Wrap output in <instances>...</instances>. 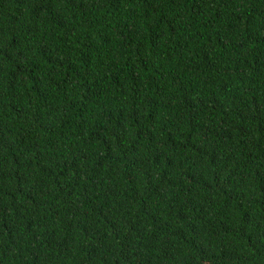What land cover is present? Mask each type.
<instances>
[{
    "label": "trees",
    "instance_id": "16d2710c",
    "mask_svg": "<svg viewBox=\"0 0 264 264\" xmlns=\"http://www.w3.org/2000/svg\"><path fill=\"white\" fill-rule=\"evenodd\" d=\"M0 264H264V0H0Z\"/></svg>",
    "mask_w": 264,
    "mask_h": 264
}]
</instances>
